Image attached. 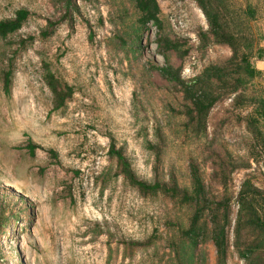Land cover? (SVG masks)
I'll list each match as a JSON object with an SVG mask.
<instances>
[{"label":"rangeland","instance_id":"obj_1","mask_svg":"<svg viewBox=\"0 0 264 264\" xmlns=\"http://www.w3.org/2000/svg\"><path fill=\"white\" fill-rule=\"evenodd\" d=\"M157 1L163 31L152 24L141 27L135 0H74L69 9L67 0H0V22L19 10L31 14L19 32L0 40V264H151L160 258L171 264L168 239L136 254L124 244L146 241L155 232L165 237L168 223H177L182 213L170 202L141 197L118 177L112 143L147 182H168L174 174L182 188H189L194 159L211 198L227 194L231 199L233 227L243 181L251 177L264 189V155L259 167L234 173L227 190L213 180L206 146L215 131L221 138L215 145L222 143L242 159L250 144L238 116L231 115L222 134L231 99L211 112L209 143L185 136L183 118L173 112L183 111L180 93L157 71L166 66L157 40L187 41L188 56L172 58L186 81L227 59L230 51L211 42L202 45L199 35L208 24L193 0ZM240 1L260 7L252 26L264 48V0ZM50 23L54 33L43 41ZM32 38L34 44L20 45ZM43 60L74 88L71 101L57 112L43 82ZM255 64L264 72V61ZM9 69L13 84L6 95L3 79ZM250 94L264 98V83L254 84ZM250 109L232 112L245 116ZM158 129L164 140L159 163L146 148ZM200 249L198 264H216L212 242ZM227 264L245 262L230 254Z\"/></svg>","mask_w":264,"mask_h":264},{"label":"trees","instance_id":"obj_2","mask_svg":"<svg viewBox=\"0 0 264 264\" xmlns=\"http://www.w3.org/2000/svg\"><path fill=\"white\" fill-rule=\"evenodd\" d=\"M193 1L208 24V31L199 35L202 45L207 47L211 42L225 47L230 51V56L203 68L194 79L186 81L182 78L181 66L176 67L172 58L184 60L188 56L189 49H184L187 41L160 36L157 46L166 66L157 71L180 93L183 111L173 112L183 118L184 134L192 143L204 140L205 144L209 143L210 114L226 99H231V110H228V116L221 123L220 129L224 134V127L229 126L226 121L232 118L231 115L238 116L239 125L250 138L245 159L235 155L222 143L221 148L217 147L215 144L220 138L217 131L214 132V139L209 147L206 146L210 153L207 161L212 163L213 180L227 190L234 173L242 169H252L253 165L259 167L264 155V98L250 94L254 84L259 81L264 83V72L255 64L256 61H264V48L260 45L262 36L258 37L252 26L258 20L261 9L249 2L244 5L240 0ZM73 2L74 0H67L68 9L73 6ZM135 6L140 13L139 24L143 29L152 24L157 30L163 31L161 9L157 0H135ZM30 19V12L19 10L13 19L1 21L0 40L4 41L19 32ZM53 33V25L50 23L40 39L46 41ZM35 41L32 38L30 42L22 41L20 45L24 48L25 44L32 45ZM42 71L43 82L52 96V111L64 109L73 98L74 88L54 72L50 61H42ZM12 84L13 71L9 69L4 73L3 79L6 95L10 94ZM247 108L252 111L245 116L232 112ZM157 138L153 142L147 141L146 148L155 153L156 162L159 163L160 147L164 142L160 129L157 130ZM27 150L33 155L36 148L30 143ZM110 156L116 162V175L141 197L170 202L174 209L182 213L177 223H168L170 232L165 237L155 232L146 241L124 243L130 249H135L134 254L155 249L158 239H168L171 264H198L199 255L202 253L200 247L212 242L217 253L216 264H227L230 254L238 255L245 264H264V189L257 186L251 177L243 181L237 195L238 212L233 227L231 199L227 194L222 199L211 198L200 166L194 159L190 160L188 167L190 187L182 188L174 174L168 182H147L139 179L129 159L113 143ZM231 230L233 238L230 236ZM161 260L152 259L151 264L162 263Z\"/></svg>","mask_w":264,"mask_h":264}]
</instances>
